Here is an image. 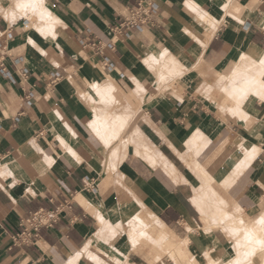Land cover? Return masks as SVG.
<instances>
[{"label": "crops", "instance_id": "obj_1", "mask_svg": "<svg viewBox=\"0 0 264 264\" xmlns=\"http://www.w3.org/2000/svg\"><path fill=\"white\" fill-rule=\"evenodd\" d=\"M261 70L264 0H0V264L231 260L234 229L212 215L264 214ZM140 213L159 242L129 237Z\"/></svg>", "mask_w": 264, "mask_h": 264}, {"label": "rangeland", "instance_id": "obj_2", "mask_svg": "<svg viewBox=\"0 0 264 264\" xmlns=\"http://www.w3.org/2000/svg\"><path fill=\"white\" fill-rule=\"evenodd\" d=\"M39 8L38 10H34V8H29V10L31 11V14H33L32 19L33 20H38V12H39ZM32 9V10H31ZM249 72L251 70H253L254 68L250 66H248ZM168 73H171L172 71H168L166 70ZM175 72V70H173ZM248 72V75L250 74ZM245 71L242 72H234L231 76L232 80H233V86L232 87H223L222 89L227 93V94H234L238 93V91L240 90V86L239 84L242 83L245 80H238L240 79L241 75H244ZM256 74V71H255ZM254 74V75H255ZM254 75H250L248 77V81H250ZM257 77V75H256ZM256 77L253 79L252 84H257L258 81H256ZM251 88V86H250ZM249 88V89H250ZM201 172V171H199ZM208 187V186H207ZM214 192H212V187L210 185L209 182V187L207 189V195L209 197L213 196ZM212 201V200H211ZM215 201V200H214ZM218 208H222V210H224V206L222 204H220V202L217 200L216 201ZM225 211H222V213L218 214V215H212L213 218H218L219 221L223 220V222L227 221L226 224L229 225V227L233 228V241L235 242V254L233 255L232 259L229 260L228 262H226L225 264H240V261L242 259H247L250 261H253L254 257H258V255H263V257L259 258L261 259L259 262H255L254 264H264V214L262 216V218L259 219V221L256 222H249V220L247 219L246 216L244 215H239L238 213H236L237 215L234 216V220H231L230 215H226L225 213H223ZM142 213L138 214L137 217L133 218L131 220V222L136 221V229L137 231H130V238H139V236H137L136 234L139 232L138 230H140L142 232V234H145L149 239L151 238H156V240L158 238H160V236H156L155 234L152 235V230L154 231L153 228L150 227H146V226H140V221L138 219V217L141 215ZM208 217V216H207ZM211 216L208 217V220L210 219ZM153 222H151V224L153 225L154 223H156L155 220H152ZM130 223V222H129ZM135 223V222H134ZM154 227V226H153ZM224 228V227H222ZM136 236V237H135ZM158 242L160 241V239L157 240ZM254 256V257H253ZM208 264H218L217 262H215L214 260L209 261Z\"/></svg>", "mask_w": 264, "mask_h": 264}, {"label": "built area", "instance_id": "obj_3", "mask_svg": "<svg viewBox=\"0 0 264 264\" xmlns=\"http://www.w3.org/2000/svg\"><path fill=\"white\" fill-rule=\"evenodd\" d=\"M152 11H154V5H152V3H149L148 6L140 4L138 7L131 10L130 16L124 25L127 26V28H140L144 23L143 19L148 20V13H151ZM142 14L145 15L143 19L141 16ZM116 29H114V31H116ZM109 45L112 46L113 44ZM103 47V44L99 42L97 49L101 52ZM64 206L69 207V202ZM62 207L63 206L61 205L57 209L40 208L31 212L27 217L22 218L20 221L21 229L16 232V234L12 235V244L21 245L34 242L35 239L39 238L42 228L52 227L60 219Z\"/></svg>", "mask_w": 264, "mask_h": 264}, {"label": "bare ground", "instance_id": "obj_4", "mask_svg": "<svg viewBox=\"0 0 264 264\" xmlns=\"http://www.w3.org/2000/svg\"><path fill=\"white\" fill-rule=\"evenodd\" d=\"M227 6V5H226ZM13 9V8H12ZM15 9V8H14ZM206 15H207V17H205V19H206V21H208L209 20V18L211 17L212 18V16L210 15V14H208V13H206ZM205 15V16H206ZM210 21V20H209ZM202 44V43H201ZM243 55V54H242ZM245 55V54H244ZM246 56H247V54H246ZM245 56V57H246ZM244 57V56H243ZM262 72H263V70H261V71H259L258 72V74H257V77H256V81H258V83H260V85L262 86L263 84H264V82L262 81ZM264 86V85H263ZM263 89V88H262ZM262 94H264V93H262Z\"/></svg>", "mask_w": 264, "mask_h": 264}]
</instances>
